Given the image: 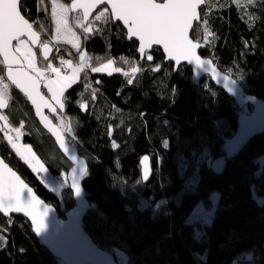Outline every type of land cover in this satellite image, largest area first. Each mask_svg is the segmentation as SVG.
Masks as SVG:
<instances>
[{
	"label": "trees",
	"instance_id": "1",
	"mask_svg": "<svg viewBox=\"0 0 264 264\" xmlns=\"http://www.w3.org/2000/svg\"><path fill=\"white\" fill-rule=\"evenodd\" d=\"M205 3L191 32L193 41L205 45L200 56L240 83L245 94L264 101V0ZM20 12L41 41H49L52 22L42 0H22ZM91 25L84 40L83 30L74 24L89 64L64 90L63 107L52 117L57 126L58 118L63 120L65 128L59 129L87 163L82 187L90 208L84 231L117 263L120 252L125 264H264V207L251 199V187L264 199V134L254 137L221 175L209 167L223 155L238 115L251 108L238 110L207 80L193 86L190 70L182 66L174 72L159 50L149 54L151 61L148 55L140 59L137 44L128 42L111 18L105 23L93 17ZM52 47L50 61L57 55L73 63L79 59L65 45ZM35 52L37 66L43 68L47 62ZM109 60L122 72H92ZM4 71L0 63L3 79ZM9 91L12 98L1 114L8 118L7 127L0 120V157L63 217L73 206L68 187L57 195L49 191L5 132L19 128L22 144L52 177L67 172L69 164L39 128L25 97L10 85ZM144 155L151 175L142 184L138 162ZM212 193L218 199L210 224L190 223L193 210L200 202L210 204ZM0 227L5 232L0 264H62L38 244L25 219L0 217Z\"/></svg>",
	"mask_w": 264,
	"mask_h": 264
},
{
	"label": "snow or ice",
	"instance_id": "2",
	"mask_svg": "<svg viewBox=\"0 0 264 264\" xmlns=\"http://www.w3.org/2000/svg\"><path fill=\"white\" fill-rule=\"evenodd\" d=\"M253 2L254 0H248L249 4ZM202 3L203 0H166V2L159 3L156 0H72L69 5L66 2L61 3L60 0H52L51 15L56 31L53 39L70 43L74 48H79L80 38L72 30L73 25L70 23L68 14L70 12L77 13L71 20L76 27L83 30L84 40H88L91 22L84 23V21H88L93 9L98 5L106 4L108 7L100 11L95 19L107 23L110 18H114L115 21L123 22L129 39L135 37L139 41L141 53H144L145 49L152 45H162L171 59L179 61L183 58L189 63L195 60L199 66L201 62L196 54L197 45L190 42L188 32L193 21L198 18L197 9ZM108 8L111 9L110 16ZM50 43L51 41H40L39 34L33 30V24L29 23L18 11L17 0H0V58H2L0 63L7 69V80L32 101L36 106L37 114L40 113L41 104L44 103V99L38 91L40 82L46 80L45 87L48 92L63 107L61 96L64 87L76 79L77 74L88 66L90 59L81 54V64L71 69V77L61 76L62 69L54 67L53 62L49 60ZM33 46H38L44 61H48L43 68L37 66L38 61L33 52ZM147 59L151 61L153 56L148 55ZM59 63L64 65L70 62L61 58ZM112 64L113 61L109 60L107 65L94 67L92 71L101 72L102 68H109ZM115 71L118 72L120 69L117 68ZM136 71L137 69L133 67L132 72ZM46 73L55 74V79L46 77ZM11 98L9 84L5 83L3 77H0V109L6 108ZM47 106L50 110H54L51 105ZM80 106L84 107L83 104ZM7 119L6 116L0 115V120L5 121V127H7ZM12 130L8 129V131ZM15 131L18 135L14 140L9 139V143L14 149L17 148L16 142L20 138V129L16 128ZM60 146L61 148L65 147L63 142ZM25 151L30 152L31 149H25ZM17 154H20L19 149H17ZM73 159L75 158L73 157ZM147 159L145 157L141 163L146 162ZM40 168H43V165H40ZM36 170L33 168V171ZM83 174L82 171L81 175ZM72 188L79 195L80 188L75 179H73ZM25 191L27 199L22 196ZM39 206L40 201L33 196L32 190L27 188L16 173L8 168L3 161H0V211L7 214L9 211L25 209L26 214L31 216L35 232L40 234L44 230L45 216L49 209Z\"/></svg>",
	"mask_w": 264,
	"mask_h": 264
},
{
	"label": "water",
	"instance_id": "3",
	"mask_svg": "<svg viewBox=\"0 0 264 264\" xmlns=\"http://www.w3.org/2000/svg\"><path fill=\"white\" fill-rule=\"evenodd\" d=\"M21 1L22 0H17L18 11H20ZM163 2H166V0H164ZM71 3L72 0L70 1L69 5ZM205 4V0H203V3L197 9L198 18L197 20L193 21L192 27L189 28L188 32V38L190 42L197 45L196 54L198 60L201 62L199 66H197V62L195 60L192 63H189L183 58L179 61L171 59L168 54L164 51L162 45H152L151 47H147L144 53H141L139 41L135 37L131 38V40L129 39L127 29L124 27L123 22L115 21L114 18H111V21L113 22V24L119 25L122 28L125 33L126 40L128 42H135L137 44V53L140 56V59H144L153 50H159L164 57V63L172 64L174 72H176L182 66H185L190 70L191 82L193 86L198 87L203 80H207L211 83L214 88L220 90L231 101H233L238 110L243 111V109H245L246 107L251 108L249 113L242 112L238 115L236 129L233 136L226 140L222 146L223 155L221 157L213 159L210 162V171L214 175L219 176L224 172L227 163L238 157L242 149L254 137L264 134V101L252 95L245 94L244 88L240 83H238L231 76L220 71L210 59L203 58L200 56L199 52L205 49V45L193 41L191 39V32L194 29V26L200 23V11L205 7ZM107 7L108 6L106 4L98 5L97 8L93 9L92 14L88 18V21H84V23H88L89 21L91 22L93 17L100 10L105 9ZM70 13L72 15L77 14L76 12ZM108 13L110 15V8H108ZM39 38L41 41L40 34ZM13 44H15V41H13ZM49 47V60H51L54 50L50 44ZM33 50L39 51L40 57L44 61L43 56L40 52V48L38 46H33ZM0 60H2V58H0ZM4 80L21 95H23V97H25L30 108L32 109L34 119L37 122L39 128L52 140L55 148L58 150L61 156L68 162L69 169L66 173V179L68 189L71 193L73 206L63 214V217H59L55 208L45 203L35 193V191L19 176V174L14 171L0 157V161H3V163L6 164L8 168H10L13 172L16 173V175L21 179V181H23L26 187L32 190L33 196H35V198L40 201L39 207H47L49 209L47 215L45 216L44 230L40 234H37L35 232L31 216L26 214L25 209H21L20 211H9L7 214L0 211V217L4 220H8L11 217H21L25 219L28 222L33 235L37 239L38 244L42 248L46 249L48 253H50L55 259L60 261L62 264H118L114 256L100 249L84 231L83 220L86 217L90 208V203L82 187V179L87 174V163L86 160L82 158L77 153V151L66 141L62 131L52 121V117L57 114L58 110L57 107L52 103V101L42 92V82H40L39 84L38 91L43 97L44 103L41 104L40 113L37 114L36 106L33 105L32 101L29 100L28 97L20 89L16 88L15 85H12L11 82L7 80L6 68L4 71ZM47 105H51L52 109L54 110H50ZM7 107L4 109H0V115L6 112ZM2 130L3 127L0 122V133H2ZM57 137H59V139H57ZM61 142L64 143V148H61ZM73 157L75 159H73ZM145 157L148 158L147 161L141 163ZM138 164L140 169L141 181L142 183H146L151 175V164L149 157L146 155L142 156ZM82 171L84 172L83 175H81ZM73 179H75L76 183L79 185V195H77L72 188ZM22 196L27 199L26 191L22 193ZM251 199L257 205L258 208L264 207V199L257 196L254 187H251ZM0 233H5L1 227Z\"/></svg>",
	"mask_w": 264,
	"mask_h": 264
},
{
	"label": "rangeland",
	"instance_id": "4",
	"mask_svg": "<svg viewBox=\"0 0 264 264\" xmlns=\"http://www.w3.org/2000/svg\"><path fill=\"white\" fill-rule=\"evenodd\" d=\"M233 1L238 5V4H241V2L245 1V0H233ZM246 1H248V0H246ZM42 2L44 4V6L46 7V9L48 10V13H49V16H50V19H51V22H52V33H51V37L49 39V41H51L50 45L54 46V47H57V46L59 47L61 45H65V46L69 47L70 49H72L73 52L77 53L78 56H79L78 61H76L75 63H73V62L67 63V68H68L67 76L71 77V75H72L71 69L76 67V66H79L81 64V59H80L81 54H83L86 58H88V56L86 54H84L83 51L80 49V39L78 41L79 48H74L72 46V44H70V43H64L63 41H56V40L53 39L55 37V35H56V31H55V24L52 21V15H51V12H52V0H42ZM60 2L63 3L61 0H60ZM103 10L104 9H102L100 11H103ZM99 12L96 15H98ZM68 15H69V18H70V23H72V25H73L72 30L80 38V36L78 35L77 31L74 28V24L75 23L71 20V18L74 17L75 15H72L71 13H69ZM95 16H94V18H95ZM91 27H92V25H91ZM33 52H34V54L37 57L36 52L34 50H33ZM58 57L64 58L61 55H57L56 58H54L51 61V62H53V66L55 65V61H56V59ZM107 63L108 62H106V63H104L102 65H107ZM102 65H99L97 67H101ZM85 68H87V67H85ZM115 69H117V68L112 64L109 68H102L101 72H93V71L92 72L95 73V74H106V75H112V74H116V73H121L122 72L121 70L117 72V71H115ZM81 72H79L77 74L76 79L71 84H74V83H76L78 81L79 75H80ZM109 73H111V74H109ZM51 75L52 76L50 78L51 79H55L54 75L53 74H51ZM71 84L66 85L64 87V90L68 86H70ZM51 101L54 103V105L60 106V104H58L56 102V100H54L53 98L51 99ZM245 113H249V112H245ZM58 126L61 129L65 128V124H64L63 120H61L60 118H58ZM14 133L16 134V136L18 135L16 133V131H14ZM16 143H17V148L16 149L13 148L14 151L16 152V154H17V149H19L20 150V154L19 155L17 154V155L20 157V159H22L23 162L26 163V165L31 169V171L34 174H36L41 181H43L45 187L49 191H51L53 194L57 195L58 194L57 193L58 189H63V188L68 187L67 179H66V173H67L66 171H62V172H60V174L58 176L52 177L44 169V167L40 168L41 164L37 160V158L34 156L32 151H30V152L29 151H25V149H30V147L23 145L20 138H19V140ZM33 168H36L37 170L33 171ZM217 199H218L217 193H212L210 195V204L206 205L203 202H200L196 206V208L193 210L192 214L190 215L189 222L193 223L195 225L200 224L202 226H205V225L208 226L210 224L214 214H215ZM3 240H4L3 235L0 234V246H3ZM117 256H118V259H119L118 264H125V258L123 256V254L118 252Z\"/></svg>",
	"mask_w": 264,
	"mask_h": 264
},
{
	"label": "built area",
	"instance_id": "5",
	"mask_svg": "<svg viewBox=\"0 0 264 264\" xmlns=\"http://www.w3.org/2000/svg\"><path fill=\"white\" fill-rule=\"evenodd\" d=\"M62 57H58L57 59H56V61H55V65H54V67H60L61 69H62V71H61V76H65V75H67L68 74V68H67V63L66 64H64V65H61L60 63H59V61H60V59H61ZM64 60H66L67 61V59H65V58H63ZM54 76H55V74H53ZM15 137H16V134L14 133V131L12 130V131H6L5 132V138H6V140L9 142V139H15ZM11 144V143H10ZM12 145V144H11Z\"/></svg>",
	"mask_w": 264,
	"mask_h": 264
},
{
	"label": "crops",
	"instance_id": "6",
	"mask_svg": "<svg viewBox=\"0 0 264 264\" xmlns=\"http://www.w3.org/2000/svg\"><path fill=\"white\" fill-rule=\"evenodd\" d=\"M51 76H52V75H51ZM54 77H55V76H54ZM45 83H46V80L43 81V87H44L45 93H46V95L49 97V99L51 100L53 97H52L51 93L48 92V89L45 87ZM52 103H53V102H52ZM53 104H54V103H53ZM55 106H56V105H55ZM56 107L61 108V106H56Z\"/></svg>",
	"mask_w": 264,
	"mask_h": 264
},
{
	"label": "bare ground",
	"instance_id": "7",
	"mask_svg": "<svg viewBox=\"0 0 264 264\" xmlns=\"http://www.w3.org/2000/svg\"><path fill=\"white\" fill-rule=\"evenodd\" d=\"M66 139V138H65ZM40 160V159H39ZM42 162V161H41ZM31 170V169H30ZM143 184V183H142ZM85 192V191H84ZM42 199V198H41Z\"/></svg>",
	"mask_w": 264,
	"mask_h": 264
}]
</instances>
